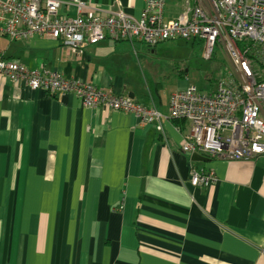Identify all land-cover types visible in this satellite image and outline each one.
Listing matches in <instances>:
<instances>
[{
  "label": "crops",
  "instance_id": "crops-1",
  "mask_svg": "<svg viewBox=\"0 0 264 264\" xmlns=\"http://www.w3.org/2000/svg\"><path fill=\"white\" fill-rule=\"evenodd\" d=\"M84 1L135 18L146 6ZM200 3L208 2L167 0L165 16ZM146 49L113 39L82 50L41 36L11 41L0 23L6 58L165 116L159 129L0 75V264H264V155L193 161L182 151L189 124L168 117L170 96L188 83L165 97ZM195 170L216 182L194 187Z\"/></svg>",
  "mask_w": 264,
  "mask_h": 264
},
{
  "label": "built area",
  "instance_id": "built-area-1",
  "mask_svg": "<svg viewBox=\"0 0 264 264\" xmlns=\"http://www.w3.org/2000/svg\"><path fill=\"white\" fill-rule=\"evenodd\" d=\"M167 0H146L139 18L121 9L91 7L84 0H0L2 34L11 41L34 36L82 50L105 39L141 42L148 48L184 39L204 43V57L219 46L229 61L210 92L196 85L174 92L169 119L189 124L182 151L210 159L239 161L264 155V0H207L175 19L165 16ZM0 75L23 81L32 90L73 94L85 108L133 114L141 124L165 116L128 97L104 92L93 84L67 79L59 72L30 70L0 51ZM194 187L216 182L212 172L193 171Z\"/></svg>",
  "mask_w": 264,
  "mask_h": 264
},
{
  "label": "rangeland",
  "instance_id": "rangeland-1",
  "mask_svg": "<svg viewBox=\"0 0 264 264\" xmlns=\"http://www.w3.org/2000/svg\"><path fill=\"white\" fill-rule=\"evenodd\" d=\"M157 47V48H156ZM155 51H146L143 55L153 65L156 80L164 83L166 89L164 96L172 93L173 89L185 82L196 85L200 91L210 92L214 89L216 80L222 73H228L229 61L225 52L219 46L214 49L213 58L204 57V43L200 40L177 39L159 44ZM185 76L179 82L180 75ZM171 97V96H170Z\"/></svg>",
  "mask_w": 264,
  "mask_h": 264
},
{
  "label": "water",
  "instance_id": "water-1",
  "mask_svg": "<svg viewBox=\"0 0 264 264\" xmlns=\"http://www.w3.org/2000/svg\"><path fill=\"white\" fill-rule=\"evenodd\" d=\"M192 160L193 161H198V162H209V161H211L210 158H207V157H204V156H201V155H198V154L192 155Z\"/></svg>",
  "mask_w": 264,
  "mask_h": 264
},
{
  "label": "trees",
  "instance_id": "trees-1",
  "mask_svg": "<svg viewBox=\"0 0 264 264\" xmlns=\"http://www.w3.org/2000/svg\"><path fill=\"white\" fill-rule=\"evenodd\" d=\"M219 78H220V77H219ZM219 78H218V79H219ZM218 79H217V80H218ZM217 80H216V81H217Z\"/></svg>",
  "mask_w": 264,
  "mask_h": 264
}]
</instances>
